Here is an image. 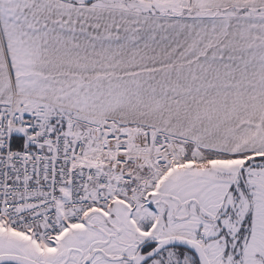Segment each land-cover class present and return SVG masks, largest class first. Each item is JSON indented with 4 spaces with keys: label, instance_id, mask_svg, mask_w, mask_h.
<instances>
[{
    "label": "snow or ice",
    "instance_id": "1",
    "mask_svg": "<svg viewBox=\"0 0 264 264\" xmlns=\"http://www.w3.org/2000/svg\"><path fill=\"white\" fill-rule=\"evenodd\" d=\"M0 264H264V0H0Z\"/></svg>",
    "mask_w": 264,
    "mask_h": 264
}]
</instances>
